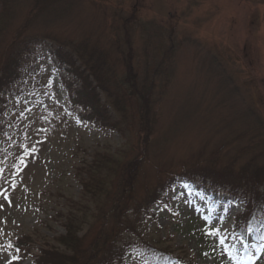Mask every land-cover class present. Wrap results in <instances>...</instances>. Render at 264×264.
Masks as SVG:
<instances>
[{"label":"rangeland","instance_id":"obj_1","mask_svg":"<svg viewBox=\"0 0 264 264\" xmlns=\"http://www.w3.org/2000/svg\"><path fill=\"white\" fill-rule=\"evenodd\" d=\"M1 1L0 61L39 40L31 68L1 96L0 264H37L45 252L68 260L59 264H149L142 246L175 264H264V224L246 231L258 203L246 207L247 185L235 195L219 183L214 196L182 181L191 170L200 182L211 161L264 175V0ZM82 47L117 62L120 82L123 54L133 55L145 114L137 96L123 115L100 89L108 119L82 117L71 105L80 79L93 80ZM60 50L74 64L54 57ZM213 227L222 235H207ZM115 248L123 254L110 257Z\"/></svg>","mask_w":264,"mask_h":264},{"label":"trees","instance_id":"obj_2","mask_svg":"<svg viewBox=\"0 0 264 264\" xmlns=\"http://www.w3.org/2000/svg\"><path fill=\"white\" fill-rule=\"evenodd\" d=\"M0 5L1 6L4 5L3 1L0 2ZM35 38H34L35 40L29 39L20 42V44L15 46L11 52H8V54H6V52L2 54V60L0 61V105L3 103V99L1 98V96L5 94L6 91L22 77V72L25 70L24 68L27 67L26 70L31 68L28 64V62H31L29 61V57L30 55H32L31 49L38 43L37 40H39V38L37 37ZM85 50L86 49L82 47L80 50L76 51V53L79 55L84 65L83 66L84 68L82 69L84 71L87 70L89 74L93 77V80H89L85 77L81 78L80 88L75 89V91H72L74 95L71 96V105L74 107L79 106L82 108L83 111L87 112L82 117L85 118L86 121L96 120L99 121L100 123H105V121L108 119L107 118L108 112L106 108L102 105L100 95L98 93L100 89L106 92L108 94V97L115 96L116 98L115 103L117 104L115 103L114 104L117 107V109L121 110V113L123 115L125 111L124 107L127 102V97L131 98V96L134 95L137 96L139 100H142L141 101L143 103L142 107H144L142 109V112H144L145 114V110H148L149 94L147 92V88L143 86V84H139L138 72L135 70L132 63L133 55L130 53L131 55L128 57L123 54L124 66H126L128 69L126 72L127 77L125 76L124 79L125 81L120 82L118 76L116 75L117 62L113 63V61H110L109 60L110 57L107 55V53H104V51L98 52L96 50L93 51L90 50L85 51ZM55 56L63 64L67 63L69 66H71L70 64H74V61L71 59V56L68 53L63 52L62 50L57 51V53L55 52L54 57ZM123 84H128L131 89L130 90L131 92L125 94L120 92L119 89L115 91L112 89L113 87H118V86L121 87ZM1 113H2V109L0 108V115ZM105 126L108 127L109 125L105 124ZM211 163L209 165L206 164L203 165L202 171H200L199 173L197 172V174L200 176L199 178L200 182H197L194 179V177H196L195 176L196 174L191 175L192 173L191 170L185 172L186 174L183 176V178L185 179L186 182L190 184L191 188L194 187L195 189L204 190L208 194L209 193L217 194L220 187H216V185L219 183H224L225 185V183H227L230 184L231 186V192L236 195L243 187V184H246L247 187L243 192V193H247L249 198L245 203L246 207L247 205H251V203L253 202H258L256 205L253 206L255 212L252 213V216L250 218V221L251 222L253 221L251 224L255 225L258 222L264 224V175L261 179L260 174L258 173L249 174L248 172H246V170L241 171L239 175H231L229 171H224V170L221 171L216 167H214L213 165H211ZM262 172H264L263 169ZM176 178L177 176H174L167 184L172 186L176 182ZM205 179H209L211 181L212 188L208 187L209 185L208 186L205 185V181H204ZM71 229L72 227L68 220V223L66 225V230L69 235V241H68L69 246H71V242L73 243V238H75ZM22 241H23L22 239H19L13 244V247L15 248L18 254L26 251L22 246H19L22 243ZM24 244H26V242ZM142 249L143 252L149 258L151 264L153 263L175 264V260L173 259L171 253H167V252L164 253L161 250L157 251L144 246H142ZM123 250L124 249L121 248L118 249L115 248L112 251L107 252V254L110 257L112 256L111 254L114 252H116L117 254L120 253L119 255H121L123 254L122 253ZM44 256H45L44 258H42L41 256L39 257V259H37V264H39L38 262H40L41 259L45 260V264H59L60 262L68 261L65 258H64L65 261H63L61 260L60 257H55L53 253L45 252ZM120 258L121 256L117 257V260ZM121 259H123V256ZM105 261L110 263L113 262L111 259L109 260V258L108 261L107 260Z\"/></svg>","mask_w":264,"mask_h":264},{"label":"snow or ice","instance_id":"obj_3","mask_svg":"<svg viewBox=\"0 0 264 264\" xmlns=\"http://www.w3.org/2000/svg\"><path fill=\"white\" fill-rule=\"evenodd\" d=\"M36 151H38L36 148H31V149H28L27 147L25 148V153H26V155H29V156L33 155ZM20 165L23 166V167H26V161L23 158H21V160H20ZM20 170H22V167H21ZM249 230L250 231H255L256 230L255 229V225L254 224L249 225ZM206 234L209 235V236H221L222 235L221 234V230L217 229V228H214V227L212 229H210ZM223 242H224V239L222 238L220 240V243H223ZM205 255L207 256V253H205ZM249 259H252V258L249 257ZM256 259H259V258H256Z\"/></svg>","mask_w":264,"mask_h":264}]
</instances>
